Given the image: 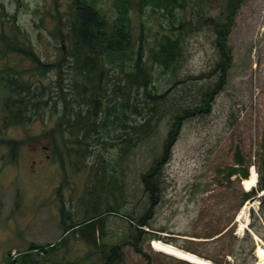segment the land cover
I'll return each mask as SVG.
<instances>
[{
    "label": "rangeland",
    "instance_id": "374dc122",
    "mask_svg": "<svg viewBox=\"0 0 264 264\" xmlns=\"http://www.w3.org/2000/svg\"><path fill=\"white\" fill-rule=\"evenodd\" d=\"M226 1H194L203 19L212 20L205 24L203 20L201 26L191 20L182 32L174 33L184 50L183 61L176 76L173 74V80L180 83L173 84L167 72L154 70L153 91L164 95L165 104L161 116L151 123V134L125 157L119 156L116 148H108L87 157L78 171L65 166L63 173L49 150L48 132L55 133L57 124L55 114L50 113L55 109L51 106L46 113L40 109L38 115L45 116L43 120L36 118L3 128L2 103L8 90L0 80V139L19 142L15 160L10 158V148L0 144V264H4L5 257L13 260L27 252L31 245H53L59 241L63 232L58 196L66 201L71 221L82 226L93 215L95 206L104 208L106 202L118 199V213L102 215L103 221L97 225L99 236L102 232L104 239L119 244L129 239L130 231H135L132 223L146 205L141 175L161 153L171 124L169 109L175 113L199 105L196 90L206 84L212 87L217 80L216 72H212L220 60L215 25L224 19ZM65 2L0 0V20L4 21L3 24L0 21V33L11 36V26L15 30V25L19 30L14 36L28 44L44 62L53 61L59 57L57 50L61 45L50 36L55 27L51 15L63 12ZM234 8V13L229 12L232 22L225 41L231 56L225 83L208 106L182 121L170 146L169 160L160 171V201L148 227L142 228L150 232L149 241L142 242L144 255L136 253L129 244L123 245L126 264H200L161 252L152 246L154 242L212 264H244L242 259L233 261L226 248L238 253L243 247L247 253V244H240L239 240L231 242L234 235L241 238L245 231L257 238L256 261L252 264H264L257 255V249L264 248V204L261 210L260 193L255 199L244 201L245 193L256 190V178L258 181L263 176L264 180V0H236ZM102 9L107 11L105 3ZM143 12L151 43L167 31L169 17L165 13L150 16L151 11ZM188 13L186 9L184 14ZM1 48L2 43L0 51ZM9 71L22 74L24 79L33 73L30 82L37 80L41 93L44 86L46 96L58 99L52 91L58 89L52 74L35 73V67L22 55L0 53V79ZM210 76L213 81L208 82ZM237 159L242 161L241 166L236 164ZM244 169L248 172L246 179L241 176ZM110 175L116 177V184L108 189ZM240 212L247 213L248 230L239 229ZM122 215L126 221L135 220L126 222ZM229 227L233 233L230 230L216 239L218 231H227ZM76 236L69 237L65 249L70 261L88 252L81 235ZM62 254L58 253V257ZM30 255L42 261V255Z\"/></svg>",
    "mask_w": 264,
    "mask_h": 264
},
{
    "label": "trees",
    "instance_id": "16d2710c",
    "mask_svg": "<svg viewBox=\"0 0 264 264\" xmlns=\"http://www.w3.org/2000/svg\"><path fill=\"white\" fill-rule=\"evenodd\" d=\"M194 1L66 0L65 10L51 15L55 20V27L50 36L57 39L61 46L57 50L59 57L53 58L50 62L41 60L28 44L14 36L15 31L19 30L15 25H13L15 30H12L11 26V36L4 33V37L1 32V55L5 56L9 52L20 54L35 67V73L52 74L58 83V89L52 90L57 95L56 100L46 96L44 86L43 92L39 91L37 80L30 82L29 78H32L33 73L28 75L27 79L20 73L10 71L1 77L4 89L8 90L7 97L2 103L3 128L31 122L36 118L43 120L45 116H41L40 113L39 116L38 111L41 109L46 113L52 106L55 110L51 111L50 116L55 114L57 124L55 133L48 132L49 150L58 160L63 173L67 167L78 171L87 157L108 148H116L119 156L125 157L133 146L151 134L152 121H156L162 113L165 99L164 95H158L153 91L154 70L160 69L162 74L167 72L171 83L177 85L180 83L173 80V74L176 76L183 61L184 50L174 33L182 32L192 21L201 26L203 20L204 24L212 20L209 17L203 19V15L197 12ZM103 3L106 4L107 11L102 9ZM235 6L236 0H227L224 19H219L215 25L220 54V60L212 71L214 74L216 72V82L212 87H207L206 84L196 90L197 97L201 100L199 105L180 109L175 113L169 109L171 124L169 122V130L161 153L141 175L146 205L136 222L133 221L135 231L133 229L130 231L129 239L119 244L104 239L102 232L99 236L97 225L102 223V215L118 213L120 207L118 199L106 202L104 208L95 206L93 215L88 216L82 226L71 221V214L65 209L66 201L58 196L61 204L60 227L63 232L59 241L53 245H31L27 252L18 254L13 260L5 257L4 264H126L123 245L127 244L131 245L136 253L144 255L142 242L149 241L150 232H145L142 228L148 227V220L152 218L154 208L160 201V171L169 160L170 146L175 135L178 134L182 121L208 106L212 96L225 83L226 72L231 62L230 50H226L225 41L232 22L229 12L234 13ZM186 9L189 13L185 15ZM144 10L151 11L150 16L165 13L169 17L167 31L155 37L151 43L149 28L147 31L144 24L143 17L146 15ZM0 21L1 24L4 23L3 18ZM60 62H63V65L58 67ZM211 77H207L208 82L213 81ZM0 144L10 148V158L15 160L19 142L0 139ZM236 164L241 166L242 161L237 159ZM241 176L242 179L248 177L247 169L242 171ZM115 180L116 177L110 175L106 188L114 187ZM261 192H264L263 176H259L256 190L252 189L245 193L244 201L255 199ZM260 198L259 206L262 210L264 193ZM121 217L126 221L123 215ZM130 220L135 218L127 221ZM128 225L132 228L129 223ZM252 227L250 225L249 229ZM230 230L233 233L232 227L227 231H218L215 234L218 235L216 239L225 236ZM78 234L88 246H86L88 252L73 261L67 260L65 249L68 239L70 236L76 238ZM255 234L257 235V232ZM234 239L231 242L239 240L240 244H247L248 252L245 253L242 247L238 253L226 248L228 252L226 253L231 258L234 257L233 261L242 259L244 264L254 263L256 244L250 233L245 231L241 238L234 235ZM191 252L199 255L196 251ZM33 253L35 256L42 255V261L32 259L30 254ZM58 253L63 254L58 257Z\"/></svg>",
    "mask_w": 264,
    "mask_h": 264
},
{
    "label": "bare ground",
    "instance_id": "6f19581e",
    "mask_svg": "<svg viewBox=\"0 0 264 264\" xmlns=\"http://www.w3.org/2000/svg\"><path fill=\"white\" fill-rule=\"evenodd\" d=\"M241 212L238 215L237 220L240 222L239 229L243 230L245 228V226L247 227L246 223H247V219L248 218H247V215H246L247 213L243 214ZM152 246L154 248H157L161 252H164V253H166L168 255L176 257L177 259H181V260H185V261H191V262L200 263V264H212V263H210L208 261L199 259V258H197V257H195V256H193L191 254H188V253H186L184 251H180V250H178V249H176L174 247H171V246L162 245V244L155 243V242L152 244ZM257 255H258V257H260V259L262 261H264V248L263 249L258 248L257 249Z\"/></svg>",
    "mask_w": 264,
    "mask_h": 264
}]
</instances>
